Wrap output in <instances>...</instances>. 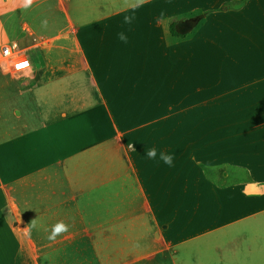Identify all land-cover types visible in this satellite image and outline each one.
<instances>
[{
	"label": "crops",
	"instance_id": "1",
	"mask_svg": "<svg viewBox=\"0 0 264 264\" xmlns=\"http://www.w3.org/2000/svg\"><path fill=\"white\" fill-rule=\"evenodd\" d=\"M14 41L32 73L0 68V264H190L196 239L264 264V0H0Z\"/></svg>",
	"mask_w": 264,
	"mask_h": 264
},
{
	"label": "rangeland",
	"instance_id": "2",
	"mask_svg": "<svg viewBox=\"0 0 264 264\" xmlns=\"http://www.w3.org/2000/svg\"><path fill=\"white\" fill-rule=\"evenodd\" d=\"M228 4H229V2H226V5H228ZM223 7H224V5L222 6V8ZM1 38H15V37H10V36L4 34V36ZM241 46H242L241 49H237L238 47L234 48V51H237L236 54L234 53V59L236 61H239V63L244 64L245 59H244L243 55H245L244 51L246 48V43L242 44ZM223 50L224 49L220 50V52H221L220 54H223V56L221 58H219L220 61L218 59H216V62L219 61L218 62L219 65H221V63H222L221 66L227 67L230 65L231 60L229 57L224 56L225 54H227V52L223 53ZM28 53L31 56L32 62H38L40 60L39 59V52L36 51L35 49L30 48L28 50ZM216 56H217V54H216ZM209 63H212V65H213L214 60L213 59L207 60V64H206L207 67L211 66V64H209ZM0 74H1V71H0ZM191 125H194V124H191ZM223 125L229 126V124H223ZM252 141L254 142V145H255L257 142L264 141V139L261 140V138H253ZM199 242H200V240H198V239L191 240L190 242H188L184 246V248L186 250H188V260L190 261V264H219L218 252L215 251L212 247L208 248L207 252L198 253ZM227 250L228 249L224 250V252L222 253L224 258L227 259V261H225L224 264H234V263H232V261L229 260L230 257H229V252Z\"/></svg>",
	"mask_w": 264,
	"mask_h": 264
},
{
	"label": "built area",
	"instance_id": "3",
	"mask_svg": "<svg viewBox=\"0 0 264 264\" xmlns=\"http://www.w3.org/2000/svg\"><path fill=\"white\" fill-rule=\"evenodd\" d=\"M0 68L18 79L32 73L31 60L26 50L15 41L0 45Z\"/></svg>",
	"mask_w": 264,
	"mask_h": 264
},
{
	"label": "clouds",
	"instance_id": "4",
	"mask_svg": "<svg viewBox=\"0 0 264 264\" xmlns=\"http://www.w3.org/2000/svg\"><path fill=\"white\" fill-rule=\"evenodd\" d=\"M30 2L31 0H29V3ZM132 20H133V17H130L127 15L123 17V22L126 24H131ZM44 23L46 24L47 21H45ZM117 36L120 41L124 43L128 42V37L124 32L118 33ZM129 148L134 149L135 147L133 144H129ZM144 155L147 159L157 160L158 162H162L168 167L174 166V160H175L174 154L165 152V151L158 152L156 147H151V148L146 147ZM66 230H67V225L65 223H63L62 221L57 222L55 225L51 227V232H50V235L48 236V239L53 240L56 238L57 235H59L61 232L66 231ZM28 234L30 235V232Z\"/></svg>",
	"mask_w": 264,
	"mask_h": 264
},
{
	"label": "water",
	"instance_id": "5",
	"mask_svg": "<svg viewBox=\"0 0 264 264\" xmlns=\"http://www.w3.org/2000/svg\"><path fill=\"white\" fill-rule=\"evenodd\" d=\"M204 16H205V14H200V15H197L195 17L188 18L184 21L179 22L176 25V30L182 35L187 34V33L191 32L197 26L199 21Z\"/></svg>",
	"mask_w": 264,
	"mask_h": 264
},
{
	"label": "trees",
	"instance_id": "6",
	"mask_svg": "<svg viewBox=\"0 0 264 264\" xmlns=\"http://www.w3.org/2000/svg\"><path fill=\"white\" fill-rule=\"evenodd\" d=\"M170 32H171V34H173L175 36H181V34L178 33V31L176 30L175 23L171 24V26H170Z\"/></svg>",
	"mask_w": 264,
	"mask_h": 264
},
{
	"label": "snow or ice",
	"instance_id": "7",
	"mask_svg": "<svg viewBox=\"0 0 264 264\" xmlns=\"http://www.w3.org/2000/svg\"><path fill=\"white\" fill-rule=\"evenodd\" d=\"M24 66H26V65H24Z\"/></svg>",
	"mask_w": 264,
	"mask_h": 264
}]
</instances>
